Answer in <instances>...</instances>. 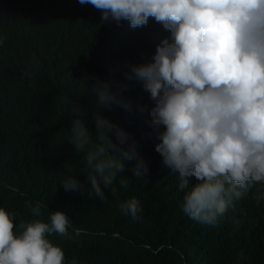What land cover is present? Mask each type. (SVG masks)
Segmentation results:
<instances>
[{
    "label": "trees",
    "instance_id": "1",
    "mask_svg": "<svg viewBox=\"0 0 264 264\" xmlns=\"http://www.w3.org/2000/svg\"><path fill=\"white\" fill-rule=\"evenodd\" d=\"M170 37L154 18L143 27L117 26L78 0H0V208L15 215L14 234L21 221L50 223V213L60 211L70 219L67 234L46 239L62 249L65 264H264V200L248 206V191L216 223L194 220L181 208L188 189H179L155 151L154 102L124 73L127 65L150 62ZM91 78L111 81L113 91L127 83L123 98L131 110L101 107L89 90ZM77 107L87 112L81 118L94 143L96 111L135 141L148 165L145 176L131 171L136 160L126 161L115 194L106 188L104 200L88 195L84 153L69 143ZM68 177L84 187L65 191ZM133 198L142 209L136 218L119 210ZM37 202L40 216L28 207Z\"/></svg>",
    "mask_w": 264,
    "mask_h": 264
},
{
    "label": "clouds",
    "instance_id": "2",
    "mask_svg": "<svg viewBox=\"0 0 264 264\" xmlns=\"http://www.w3.org/2000/svg\"><path fill=\"white\" fill-rule=\"evenodd\" d=\"M91 4L102 21L119 26H146L149 18L171 33L157 46L148 63L127 65V81L136 80L150 94L151 125L159 141L155 151L176 175L180 190L188 189L181 208L201 223H216L249 191L247 204L264 200V0H78ZM2 43V41H0ZM89 89L101 107L118 104L129 85L113 91L112 82L91 78ZM85 84L84 82H81ZM146 108L142 107L141 111ZM73 111L69 143L84 153L88 195L105 199L125 162L136 160L134 176H145L147 163L137 145L118 125L99 111L91 114L96 140L87 127L85 110ZM115 136V142L111 136ZM198 181L190 185L189 178ZM260 184L256 193L250 190ZM122 187L126 179L120 180ZM65 191H79L80 180H63ZM40 216L42 204H28ZM121 213L133 218L142 210L133 198L120 203ZM0 208V264H65V254L46 234L66 235V213H50V223L21 221ZM71 264H76L73 260Z\"/></svg>",
    "mask_w": 264,
    "mask_h": 264
}]
</instances>
